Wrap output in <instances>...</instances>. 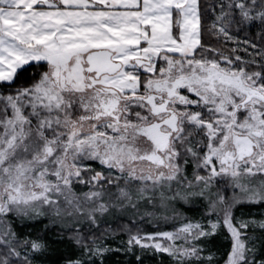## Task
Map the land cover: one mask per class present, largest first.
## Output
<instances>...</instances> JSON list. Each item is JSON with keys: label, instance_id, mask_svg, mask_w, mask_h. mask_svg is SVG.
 I'll return each mask as SVG.
<instances>
[{"label": "snow or ice", "instance_id": "obj_1", "mask_svg": "<svg viewBox=\"0 0 264 264\" xmlns=\"http://www.w3.org/2000/svg\"><path fill=\"white\" fill-rule=\"evenodd\" d=\"M41 218L66 264H264V0H0V264Z\"/></svg>", "mask_w": 264, "mask_h": 264}, {"label": "trees", "instance_id": "obj_2", "mask_svg": "<svg viewBox=\"0 0 264 264\" xmlns=\"http://www.w3.org/2000/svg\"><path fill=\"white\" fill-rule=\"evenodd\" d=\"M184 210V213L192 219H198L200 213L196 210H189L187 207ZM244 211L246 212H256L259 213L261 211L260 206H245ZM31 227H25L23 229H19V231L28 232L32 236L42 237L48 243V252L45 256V260L47 264H66V260L77 255V251L74 246L68 241H61L54 231H45L44 230V222L34 221L31 222ZM145 231H154L155 228L153 225H143ZM161 227L164 230H172V225L162 224ZM127 236L125 234H120L116 236L114 239H110L107 241L109 245L112 247H117L122 240H126ZM223 255V249L221 250V256ZM120 260L124 262V264H128L129 261H132L134 264V257L132 256H124L123 254H119L118 256L113 257V261ZM146 264H171L170 259L166 255H158V256H149L146 258Z\"/></svg>", "mask_w": 264, "mask_h": 264}, {"label": "rangeland", "instance_id": "obj_3", "mask_svg": "<svg viewBox=\"0 0 264 264\" xmlns=\"http://www.w3.org/2000/svg\"><path fill=\"white\" fill-rule=\"evenodd\" d=\"M92 164H93V167H96V168H98V165L95 163V162H91ZM79 190V189H78ZM86 190V189H85ZM186 208H184L183 209V211L185 210ZM36 221H40V222H44L45 224H47L48 223V220H47V218H41V219H38V220H36ZM167 224H169V225H172L173 226V222H169V223H167ZM145 225H147V224H145ZM149 225H151V224H149ZM164 225V224H163ZM33 237H35V236H33Z\"/></svg>", "mask_w": 264, "mask_h": 264}]
</instances>
